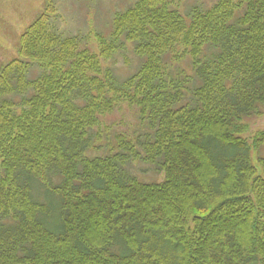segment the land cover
<instances>
[{
    "label": "trees",
    "instance_id": "1",
    "mask_svg": "<svg viewBox=\"0 0 264 264\" xmlns=\"http://www.w3.org/2000/svg\"><path fill=\"white\" fill-rule=\"evenodd\" d=\"M56 13L45 0L0 69V264H264V156L251 158L264 135L252 147L239 134L264 106V0L187 15L171 0H137L114 21L143 59L120 86L103 65L115 46L82 50L51 28ZM178 46L198 85L188 101L164 81L163 58ZM33 63L42 73L30 79ZM118 102L139 108L153 133L142 152L128 142L95 155L93 131ZM138 159L164 180L130 175ZM53 173L62 181L51 187ZM34 181L59 197L58 217Z\"/></svg>",
    "mask_w": 264,
    "mask_h": 264
},
{
    "label": "rangeland",
    "instance_id": "2",
    "mask_svg": "<svg viewBox=\"0 0 264 264\" xmlns=\"http://www.w3.org/2000/svg\"><path fill=\"white\" fill-rule=\"evenodd\" d=\"M57 9L51 19V28L63 38H75L82 50L94 54L100 53V39L115 46L116 51L109 59L103 60L106 70L112 74L118 86L124 83L140 69L143 59L134 50V44L123 36L114 32L116 17L130 9L137 0H53ZM217 0H171V9L187 15L193 9L206 10L212 7ZM45 0H0V69L12 60L18 58V44L20 35L35 21L44 8ZM217 48H207L202 54V60L210 58ZM183 47L178 46L172 53L163 58L166 67L165 82L184 90L186 100L192 99L195 89V73L192 59L185 55ZM30 79L37 78L42 68L36 63L31 64ZM14 100L20 96H12ZM185 101V102H187ZM101 125L93 131L97 145L101 151L95 155L110 152H123V145L130 142L142 152L141 144L151 134L147 122L141 118L140 109L118 102L113 112L100 117ZM244 130L240 137L253 147L255 139L264 135V106L260 107V114L245 118ZM100 134L99 136L97 135ZM143 154V153H141ZM264 156V144L258 149L253 147L252 161L257 164ZM130 175L145 183H161L164 173L157 165L147 163L141 159L127 164L125 168ZM2 174L0 173V176ZM51 187L61 183L62 178L53 173L49 176ZM35 182L34 196L45 206L54 208V216H59V197L52 193V189ZM47 188V189H46ZM58 212V213H57ZM52 225V221L50 223Z\"/></svg>",
    "mask_w": 264,
    "mask_h": 264
}]
</instances>
